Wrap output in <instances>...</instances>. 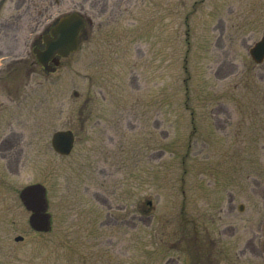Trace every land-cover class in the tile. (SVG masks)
Wrapping results in <instances>:
<instances>
[{
    "label": "rangeland",
    "instance_id": "1",
    "mask_svg": "<svg viewBox=\"0 0 264 264\" xmlns=\"http://www.w3.org/2000/svg\"><path fill=\"white\" fill-rule=\"evenodd\" d=\"M28 1L30 16L76 11L86 24L53 72L24 61L25 38L0 57V264H185L170 243L182 176L238 162L264 186V60L249 54L264 0ZM14 11L0 0V15ZM217 118L231 147L212 136ZM66 128L75 142L61 155L50 139ZM34 182L46 188V232L18 195Z\"/></svg>",
    "mask_w": 264,
    "mask_h": 264
},
{
    "label": "flooded vegetation",
    "instance_id": "2",
    "mask_svg": "<svg viewBox=\"0 0 264 264\" xmlns=\"http://www.w3.org/2000/svg\"><path fill=\"white\" fill-rule=\"evenodd\" d=\"M11 1L15 11L0 15V57L18 54L19 40L25 38L32 57L24 60L27 64L52 69L58 57L59 66L63 58L57 53L45 65L37 58V53L54 42L52 30L57 18L45 20L42 13L30 16L26 13L28 0ZM22 59L12 58L4 66H13ZM221 108L220 104L214 107L211 115L219 114ZM212 123L216 125L214 130L219 129V135L214 132L212 136L219 138L220 146L231 147L233 136L224 122L217 118ZM237 163L212 162L206 174L205 162H199L195 181L181 177V236L170 243L180 247L185 264H242V258L246 264H264V186L258 187L250 174H236Z\"/></svg>",
    "mask_w": 264,
    "mask_h": 264
},
{
    "label": "water",
    "instance_id": "3",
    "mask_svg": "<svg viewBox=\"0 0 264 264\" xmlns=\"http://www.w3.org/2000/svg\"><path fill=\"white\" fill-rule=\"evenodd\" d=\"M83 26L84 19L78 12L61 16L52 30L55 35L54 42L45 51L37 53L39 62L45 65L54 53L67 56L76 50L79 43L78 35ZM250 54L256 62L264 59V35L250 48ZM54 63L58 65V57ZM74 94L77 95V92ZM73 143L74 133L71 129L56 130L51 136L52 147L61 154H68ZM19 197L30 211L28 219L30 226L37 231H48L51 228V217L47 211L48 201L44 185L39 182L27 184L20 189ZM15 239L19 240L22 237L16 236Z\"/></svg>",
    "mask_w": 264,
    "mask_h": 264
}]
</instances>
